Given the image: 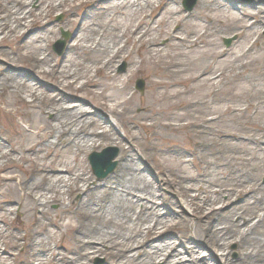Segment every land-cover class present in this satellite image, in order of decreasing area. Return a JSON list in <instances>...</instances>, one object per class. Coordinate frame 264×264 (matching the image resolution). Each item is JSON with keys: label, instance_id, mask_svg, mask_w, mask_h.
<instances>
[{"label": "bare ground", "instance_id": "bare-ground-1", "mask_svg": "<svg viewBox=\"0 0 264 264\" xmlns=\"http://www.w3.org/2000/svg\"><path fill=\"white\" fill-rule=\"evenodd\" d=\"M180 1L0 0V45L30 39L36 46L30 71L54 75L60 86L76 92L88 88L96 95V110L90 111L64 93L45 91L11 69L20 67L0 59V104H19L15 114L27 125L0 129V186L5 190L0 191V211L12 214L20 207L22 222L30 218L21 224V229H29V239L14 235V251L0 246V264H15L21 242L30 253L27 264H88L95 257L106 258V264H201V247L208 249L211 261L204 264H264V196L253 191V184L238 187L255 182L252 172L257 168L249 172L221 164L253 154L252 145L264 154V126L249 116L264 109V90L256 84L264 81V44L251 33L254 13L247 9H240L237 17L224 0H197V8L186 13L178 7ZM82 8L86 12L79 16ZM56 12L67 16L62 28L74 36L57 65L38 36L55 35L50 18ZM165 15L191 21L183 33L175 29L156 37L167 22ZM234 32L246 39L229 60L213 34ZM256 48L261 54L253 58ZM121 61L128 65L123 75L116 71ZM252 65L258 69L249 76ZM136 79L147 83L141 97L132 87ZM235 82L248 87L237 91L235 84L227 97H220L224 87ZM199 107L208 111L197 115ZM230 115L245 118L244 133L216 128ZM138 129L148 132L146 150L180 163L169 166L171 181L152 176L139 162L133 147ZM166 135L187 138L166 142ZM105 144L120 148L119 164L106 181L92 183L81 157ZM209 156L212 161L205 162ZM188 162L195 164V175L184 169ZM241 162L248 168L245 159ZM214 163L223 166L231 184L208 179L207 168ZM163 184L173 187L181 200L164 195ZM76 195L80 199L75 200ZM52 204H58V210L50 211ZM164 206L190 209L195 216L192 229L191 220L183 216L166 217L160 209ZM42 218L70 238L52 245L56 233H41ZM162 228L177 229L178 238L163 241ZM232 243L239 249L236 261L227 252Z\"/></svg>", "mask_w": 264, "mask_h": 264}, {"label": "rangeland", "instance_id": "rangeland-1", "mask_svg": "<svg viewBox=\"0 0 264 264\" xmlns=\"http://www.w3.org/2000/svg\"><path fill=\"white\" fill-rule=\"evenodd\" d=\"M226 2H228L229 4L232 5V7L234 9H236V13H237V17H240L239 15V10L240 9H247V11H250L252 13H254L253 16V20L251 21V23L253 22V31L251 33H255L257 37L260 38L261 40V44H264V0H224ZM263 1V2H262ZM34 2H38V0H34ZM193 4V7L190 11L186 10L185 8V4ZM179 8L182 10L187 11L186 13H191L192 11H194L197 6H198V2L197 0H181L178 4ZM165 8V5L162 7ZM215 8V7H214ZM86 12L85 8H82L81 10H79L78 15H82ZM165 18L167 19V22L165 25H163L161 27V31H157V33H155V35L157 34L156 37H159L160 33H164V32H169L172 30H175L178 33H183L185 31V26L186 24H189L191 20H185L183 22H179L177 17H173L171 15H165ZM249 19V18H247ZM51 22L54 23V25L57 27L56 31H55V35L51 36V35H42L39 34L38 36L40 37V42L42 43L41 45L44 46V48L46 49V54L50 56L51 60L54 62L53 64L57 65L58 63H60L61 59L63 58L68 44L69 42H71L73 40V34L71 31H68L66 28L63 29L62 26L64 23H66L67 21V16L62 14L61 12H56V13H52V16L50 18ZM64 33H68L69 34V38L67 40V43L62 51V53L58 54L53 50V46L59 42L60 40L63 39V34ZM213 38L216 39V43L219 45L220 50H225L226 51V55H228V59L230 60V56L233 55L234 53H237L240 48L242 47V45H244V40L246 39L245 37L240 38L238 36L237 32L234 33H230V34H226V33H222V34H217L214 33L213 34ZM225 39H232V44L230 47H227L225 44ZM44 41H46V43H43ZM3 48V54L4 56H0V59L6 60L9 64H13L14 67H20V70H17L15 68H11L13 69V72H18V73H22L23 75H27L29 76V78L31 80H35L36 82L40 83V86L47 92L52 93V92H61L64 93L65 95H68L70 97H72L73 103H82L84 105V107H86L87 109H90V111H95L96 108L93 105L94 100H96V95L94 93H92L88 88H84L83 90L76 92L73 91L70 88H66L65 86H60L58 81L54 78V75L52 76H44V75H40L34 71H30L31 66L33 65V60L30 58L31 54H33L35 52L36 46L35 45H30V39H23L20 42L17 43H12V44H4V45H0V49ZM261 54V50L256 48V50L254 51L253 54V58L254 57H258ZM35 55V53H34ZM37 57H41L43 55H41L40 53H36ZM2 63V62H1ZM231 63V62H230ZM229 63V64H230ZM5 67H9L8 64L6 63H2ZM230 65H233L230 64ZM128 68V65L126 62H119L116 66V71L117 73L123 75L126 73ZM258 66L257 65H252L250 67V72H249V76L250 74H253L257 71ZM54 72L55 69H53ZM229 75H231V73H229ZM98 79L100 78L99 76L97 77ZM141 80V79H136L133 84L132 87L138 91L139 96H143L146 94L147 92V83L142 79L143 83H144V90L143 92H141L138 88H137V82ZM235 84H237L235 86ZM257 85H259L258 89H263L264 90V81L263 83H256ZM233 85L235 86V88L237 89V91L240 88H247V85H238V82L233 83V84H228L224 87V93L220 94V97L224 98L227 97L228 94L227 92L230 91L231 89L235 88L233 87ZM229 98V97H228ZM211 98L206 99L205 101L210 100ZM237 106V105H235ZM8 108H5L4 105L0 104V129H5L7 131H13V129H24L27 127V125L23 122L22 118L19 117L18 115L15 114V111L17 109H21V106L17 103L14 104V106H7ZM213 108L215 109H223L224 105H212ZM239 107V105H238ZM260 108V106H259ZM241 109H245L244 106H241ZM208 111L207 107H199L195 110L197 115H201L202 113H205ZM261 115L260 112L259 114H256V111L253 110L249 113V116H255V124L258 125H262L264 126V109H261ZM218 116H215L213 118H217ZM53 116L50 115L49 119H52ZM246 120L245 118H241V119H236L230 116H225L222 117L219 121L218 124L216 125V128H223V127H228L236 132H242L244 133L245 129H246ZM138 133L140 135V137L138 138L139 140H137L136 142H133V147L135 149V153L137 155V157L139 158V162L146 165L150 174L156 178H165L169 181H171V176L173 175V172H171L168 168L171 164L173 165H179L180 163L174 159H171L169 157L157 154L155 152L152 151H148L146 150L144 147L147 143L146 141V137L148 136V132L143 130V129H138ZM120 136H127V132H123L120 131ZM249 134H254V131H250ZM246 134H244L245 137ZM187 135L184 136H171V139H169L166 135V142H170V141H174L175 142H180V141H184ZM260 136L262 137V135L260 134ZM168 139V140H167ZM130 140V138H129ZM236 143V141H235ZM159 144V143H158ZM111 149L112 152H110V155L115 154L116 157L113 160V162H115L116 167L114 169V171L112 173H110L109 175H107L105 178L103 179H98L94 174L93 171L91 169L90 163H89V157L93 154V153H102L104 150H108ZM250 149L253 150L252 153L249 154H240L237 157L239 158V161H233V163H231L230 161H225L222 162L221 164H223V166H226L224 164H227L229 166V164H234L236 168H241V169H246L247 171L251 172V167L253 168H257L254 169L252 172V175H254V177H256L255 182L253 181H247L244 182L243 184H240L238 187L243 188L244 187H248L249 184H253V191H255L259 196H264L263 193V189H264V154L261 152H257L256 146L252 145L250 146ZM119 156H120V148L114 145H110V144H105L102 147H100L99 149L87 152L86 154H84L81 157V161L84 165V168L87 172V174H89V176H91L92 178V183L94 182H104L106 181L109 177H111L112 175H114V173L117 170L118 164H119ZM65 157L71 159L72 156L71 155H66ZM241 158L246 160V163L248 164V168L247 167H242V162H241ZM189 160V159H188ZM207 160H211L210 156L208 158H205V162ZM204 162V163H205ZM229 162V163H228ZM219 164V163H218ZM222 166V167H223ZM202 167H206L205 165H202ZM222 167H219L214 163L213 166H209L208 169V174L207 176L209 180L211 181H219L220 184H224L225 186L228 185L229 183L231 184V182H229V175L226 171L221 170ZM184 169L191 175H195L197 173V168L195 167V164L192 162H188L185 166ZM165 171V172H162ZM20 174V173H19ZM186 185V184H185ZM163 194L172 198L173 200H181L180 196L176 193L175 189L173 187H170L168 185L163 184ZM187 186V185H186ZM0 191L5 192L4 189L1 188L0 186ZM194 194V193H192ZM75 200L80 199V195H76L74 197ZM3 200L5 201L6 198H3ZM20 204L22 203V201H18ZM158 203H161V198L158 199L157 201ZM220 206L219 204L216 205V207ZM59 205L58 204H52L50 205L49 209L50 211L54 212L56 210H58ZM160 209H162V211L166 212V217L168 218H176L178 216H183L186 219L191 220V224H189V229H192V223L194 222L195 216L193 214V212L190 209H171L169 206H164V207H160ZM20 207H16L15 211L12 212V214H7L5 212V208H3L2 211H0V217H2L3 219V223L0 224V226L2 227V231L0 233V246L2 247V249L4 250H11V246L13 244V236L14 235H21L23 238L21 241H26L29 239V229H21V224L25 223L27 221L30 220V218H28L25 222H22V217L18 216ZM228 211V210H225ZM53 217L55 218V216L53 215ZM38 219V216H36V220ZM28 223V222H27ZM49 231L51 233H56L54 235L53 241H51V244L54 245L53 242H55L56 244H59L60 241H67L68 238H70V235L66 233V231L63 229L61 232L57 233L53 228H51L47 221H45L44 218H42L41 220V228L40 231L42 234L45 233V231ZM162 234L164 235V237L162 238L163 241L165 240H175L178 238L179 236V231L177 229H173V228H162L161 229ZM161 239V238H160ZM158 241H161V240ZM22 246H18L17 250H15V260L12 263L15 264H27L29 262V258H30V253L28 252L27 246H23L24 243H22ZM184 247V246H183ZM200 253H201V257L200 259V263L204 264V263H210L211 261L208 260V256L209 255V251L207 248H200ZM11 251H14L11 250ZM227 252L229 253V257L236 261L239 257V249H238V245L236 243H232L228 248H227ZM14 253V252H13ZM25 254V255H24ZM206 255V256H205ZM107 260L104 257H95L94 259H92L88 264H106ZM158 264H162V263H158ZM188 264V263H186Z\"/></svg>", "mask_w": 264, "mask_h": 264}, {"label": "water", "instance_id": "water-1", "mask_svg": "<svg viewBox=\"0 0 264 264\" xmlns=\"http://www.w3.org/2000/svg\"><path fill=\"white\" fill-rule=\"evenodd\" d=\"M192 7L193 5L186 4L187 10H191ZM68 37L69 36L67 34H64V40H60L55 44L54 50L58 54L62 53ZM231 43L232 40H226L227 46H230ZM138 89L140 91L144 90L143 82L141 81L138 82ZM110 152H112L111 149L104 150L102 153H93L89 158L90 164L93 169V173L98 179L105 178L107 175L112 173L116 167V164L113 163V160L116 157V155L115 154L109 155Z\"/></svg>", "mask_w": 264, "mask_h": 264}]
</instances>
